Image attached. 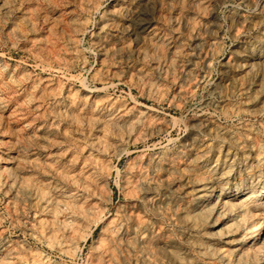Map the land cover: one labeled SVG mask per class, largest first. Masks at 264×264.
<instances>
[{"label":"bare ground","instance_id":"obj_1","mask_svg":"<svg viewBox=\"0 0 264 264\" xmlns=\"http://www.w3.org/2000/svg\"><path fill=\"white\" fill-rule=\"evenodd\" d=\"M26 1L0 0V45L34 31ZM67 4L32 42L41 75L0 55V264H74L90 240L84 264H264V0Z\"/></svg>","mask_w":264,"mask_h":264},{"label":"rangeland","instance_id":"obj_2","mask_svg":"<svg viewBox=\"0 0 264 264\" xmlns=\"http://www.w3.org/2000/svg\"><path fill=\"white\" fill-rule=\"evenodd\" d=\"M49 1L55 3L57 10L51 11L52 9L48 8L47 4ZM67 1H70V0H28L26 1L24 3V9H26L28 12H33V9L39 10L37 15L33 17L34 31L29 33L25 41H21V40L15 41V45H11L9 42L3 41V43L0 45V55H2L8 62L20 65L22 69L30 70L32 72L33 77H38L39 75H41L42 71L35 66L37 64V59L31 54L32 42L38 38L50 39L49 30L47 26L48 22H46L45 17H47V14L50 15L57 11L62 12L66 10L67 7L71 5V4H67ZM223 11L224 10L220 12V15L221 13H223ZM12 20L14 21L18 20L17 14L12 16ZM94 26H95L94 23L90 24L89 29L94 28ZM231 43H232L231 41H226L223 52H225L228 49ZM80 45L82 48V53H83L85 62L82 66H80L78 69L72 72L76 78L74 77L68 81L77 86L79 85L80 81L84 77L86 78L88 76L89 71H90L89 69L95 66L96 60H97L95 53L89 47V36L88 35L85 36L81 40ZM217 74H218V66L215 65L212 75L210 76V79H209L210 82H213L216 79ZM208 88H209L208 86L205 87L203 91L201 90L197 94V96L193 98V100L185 107L184 110L186 111L184 110L173 111V115L175 117L176 123H181V117L183 116V114L185 115L188 112V114L186 115L188 117H191L193 113H195V110H197V107L200 104V102L206 98ZM116 90L111 89L107 93L108 95H111L113 97H116L118 95V96H123L128 100L130 99L128 97V91L130 90L129 88L127 89V87L120 86ZM132 92H133V95L139 96L138 90L132 89ZM142 101L146 102L148 105H154V106L157 105V103L153 100L146 99ZM163 107L166 108V105ZM183 133H184L183 131H180L179 135L178 133H176L175 136H180ZM161 139L162 137L159 140L161 141ZM163 143L165 144L166 142L163 141ZM126 161H127V158L123 159V161L119 164L120 169H123ZM116 180H117L116 173H113V178H112L113 202L112 204L109 205V208L112 212L115 210V207L119 202H123L125 200L124 195L115 186ZM2 203L3 202L0 201V211L2 212L3 215H5L4 204ZM5 227L7 229V233L9 236L20 235L19 232H16L15 230L11 228L9 220H7V222L5 223ZM96 236L97 234L95 235V237ZM91 242L92 240H90L88 243L81 242L82 244L80 245V247L82 248H80L79 252H77V256L75 257L76 259L74 258L73 260L74 264H84L85 263L86 257L90 251L89 249H90ZM30 243L32 245L34 244L32 241ZM42 249L45 251V253L49 254L54 259L57 258L59 259V261H66V259H62L57 252L52 251L50 249H46V247H42Z\"/></svg>","mask_w":264,"mask_h":264}]
</instances>
